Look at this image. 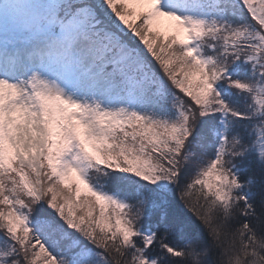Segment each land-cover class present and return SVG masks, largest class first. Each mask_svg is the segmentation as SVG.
<instances>
[{
  "label": "snow or ice",
  "instance_id": "6c2138e0",
  "mask_svg": "<svg viewBox=\"0 0 264 264\" xmlns=\"http://www.w3.org/2000/svg\"><path fill=\"white\" fill-rule=\"evenodd\" d=\"M0 264H264V0H0Z\"/></svg>",
  "mask_w": 264,
  "mask_h": 264
}]
</instances>
